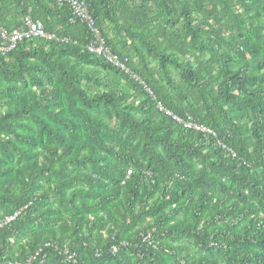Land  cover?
Segmentation results:
<instances>
[{
	"label": "trees",
	"instance_id": "16d2710c",
	"mask_svg": "<svg viewBox=\"0 0 264 264\" xmlns=\"http://www.w3.org/2000/svg\"><path fill=\"white\" fill-rule=\"evenodd\" d=\"M83 1L154 97L68 6L0 0L4 31L70 39L0 52V264H264V0Z\"/></svg>",
	"mask_w": 264,
	"mask_h": 264
},
{
	"label": "built area",
	"instance_id": "2783aa9c",
	"mask_svg": "<svg viewBox=\"0 0 264 264\" xmlns=\"http://www.w3.org/2000/svg\"><path fill=\"white\" fill-rule=\"evenodd\" d=\"M53 1L60 7L61 6L69 7L71 11V18H70L71 24L78 22L86 26L87 30L90 32V38L87 44L85 45V50L89 54L100 58L108 65L116 68L117 70H120L126 76L130 77L132 80L142 85L144 89L148 92V94L154 97L152 92L149 91V89H147V87L140 79V77L132 73V71L128 68V66L126 65L127 61L120 59L117 55L113 54L110 51V49L106 46L105 40L103 39L100 30L96 27L94 20L92 19V17L88 12L86 3L83 0H53ZM33 39H42L49 42H62V43L70 42V39L66 37H59L55 33H48L42 28L41 25L35 23L30 19H27L22 29L6 32L2 28H0V52L9 53L14 49H16L19 43ZM74 43L76 44V42ZM156 107L160 113L171 118L172 121L178 126L183 127L186 130H191L196 133L216 137V134L210 128L206 127L205 125L194 122L192 118L190 117L181 118L175 115L174 113H172L171 111L165 109L160 104H158ZM226 150L229 151L233 156H235L232 151H230L229 149ZM18 214L19 213H16L14 216L7 218L6 223L13 221ZM142 242L147 246L153 248L156 247V243L153 240L151 233H147L144 236H142ZM47 246L48 245H46L45 247ZM116 252H117V248L113 246L112 253H116ZM42 253L43 250L41 249L34 256L26 260L25 263H21V264L42 263V260H40V262L38 261ZM61 256L63 257L64 262L74 261V255L71 254L68 249H64L61 253Z\"/></svg>",
	"mask_w": 264,
	"mask_h": 264
},
{
	"label": "rangeland",
	"instance_id": "374dc122",
	"mask_svg": "<svg viewBox=\"0 0 264 264\" xmlns=\"http://www.w3.org/2000/svg\"><path fill=\"white\" fill-rule=\"evenodd\" d=\"M256 22L258 23V20H257ZM262 22H263V21H262ZM206 58H208V55H205V58H204V59H206ZM190 59L192 60V59H193V56H192ZM152 66H153V67H156V63H153ZM172 74H173V76L175 77V71H174V70H172Z\"/></svg>",
	"mask_w": 264,
	"mask_h": 264
}]
</instances>
